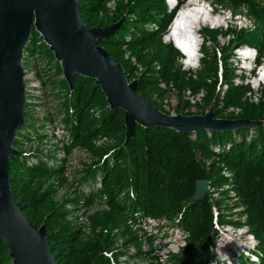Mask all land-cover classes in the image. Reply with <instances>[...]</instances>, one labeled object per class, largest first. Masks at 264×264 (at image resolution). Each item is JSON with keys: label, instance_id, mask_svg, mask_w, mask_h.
Returning a JSON list of instances; mask_svg holds the SVG:
<instances>
[{"label": "trees", "instance_id": "trees-1", "mask_svg": "<svg viewBox=\"0 0 264 264\" xmlns=\"http://www.w3.org/2000/svg\"><path fill=\"white\" fill-rule=\"evenodd\" d=\"M77 1L81 18L88 27L105 26L123 17L115 33L98 44L121 63L128 79L137 78V91L151 104L155 105L154 93L158 96L164 93L158 86L157 79L161 77L175 85L178 111L189 104L184 99L185 89L196 92L204 88L203 104L209 106L214 101L215 117L219 116L217 105L222 101L226 107L235 105L241 110L227 118L263 123L254 128L190 133L136 124L133 135L124 145V111L109 107L94 79L78 74L71 90L64 79L56 81L45 74L42 77V70L38 68L42 84L52 87L50 95L62 99L57 116L63 124V133L68 136L67 141L60 140L64 150L68 153L79 145L90 149L94 157L72 182H76L74 196L56 199L54 195L67 181L64 160L57 155L59 147L54 146L53 152L44 151L40 146L22 148L35 135L27 112L24 125L13 141L20 153L9 164L12 199L21 204V211L30 223L45 225L56 264H118V256L129 243L135 244L137 256L143 255L141 242L127 221L145 215L164 216L189 233L185 246L170 257V264L215 263V241L225 234V227L229 225L246 226L257 242L248 256L238 254L236 264H264V96H258L257 102L242 100L250 89L249 84L233 81L235 74L228 61L234 48L242 44L253 46L259 56L264 55V0H218L233 8L245 4L256 27L233 30L234 37L227 47L215 46L212 52L203 48L197 78L181 68L176 61L178 50L163 41L175 13V9L168 10L164 0H118L112 9L107 7V0ZM202 31L206 34L209 30L202 28ZM209 34L214 40L215 30ZM42 45H46L43 38L33 28L23 62L27 51L33 52ZM131 57L144 64L141 70L132 63ZM157 63L159 69L155 68ZM57 70L62 73L60 64ZM48 121H54L52 116ZM38 133L36 141L46 138L40 130ZM99 136H106L111 142L95 146L93 140ZM198 179H207L209 192L195 202L192 195ZM95 180L101 188L86 194L80 191L81 184ZM92 185L99 186L96 182ZM103 194L107 196L109 209L101 211L97 220L92 218L94 230L85 234L68 219L72 210L67 208V203L77 205L79 200H84L89 205ZM231 197L237 201L235 206L242 208L237 212L241 218L235 220L228 218L229 205L224 204ZM114 229H118V234ZM118 235L124 238L121 246H115ZM147 239L152 242V237ZM253 254L256 260L250 258ZM0 264H12L1 236Z\"/></svg>", "mask_w": 264, "mask_h": 264}, {"label": "water", "instance_id": "water-1", "mask_svg": "<svg viewBox=\"0 0 264 264\" xmlns=\"http://www.w3.org/2000/svg\"><path fill=\"white\" fill-rule=\"evenodd\" d=\"M123 21L104 27H88L77 0H0V236L5 240L12 264H56L48 244L45 225L30 223L21 204L12 199L10 160L20 152L13 141L25 122V85L22 60L32 29L43 38L72 90L76 75L94 79L110 108L124 111V145L135 125L172 128L190 133L199 130L229 131L254 128L261 120L217 118L214 103L204 114L170 115L137 91V80L107 49L98 44L110 37ZM209 190L207 179H198L192 200H202Z\"/></svg>", "mask_w": 264, "mask_h": 264}, {"label": "rangeland", "instance_id": "rangeland-1", "mask_svg": "<svg viewBox=\"0 0 264 264\" xmlns=\"http://www.w3.org/2000/svg\"><path fill=\"white\" fill-rule=\"evenodd\" d=\"M117 1L118 0H107V7L110 9L114 8ZM164 1L168 10L176 9L173 19L169 21L166 32L163 35V41L166 43L169 42L173 46L174 44L171 41L172 38H170L169 35L174 30L173 27L177 25L175 24V22L180 14L179 12H187V10L190 11L192 8V11L194 13L195 11H197L199 12V15L207 17L206 20L201 21L200 25L199 34L202 39V43L199 48L200 52L198 53V61L195 62L194 59L192 62H190L193 63L192 65H194V67L189 70L188 65H184L182 63V61L188 63V59H184V54L182 52L178 51L179 54L176 55L177 63L180 64L181 68L187 71L188 75H190L192 78H197V71L201 67L199 62L200 59L204 56L203 48L207 52H212L215 46L217 48L227 47L229 46L230 40L234 37V33L232 32L233 30H253L256 27L255 19L252 13L248 11V8L245 4H241L236 8H233L228 4L220 2L218 0ZM218 15L222 16L223 21L215 18V16ZM172 23L174 26L172 25ZM196 26L198 28L199 24ZM202 28H206V30L209 31L215 30V39L213 40L210 38L209 31L208 33L204 34ZM46 47V45H42L40 48L37 47L33 52L27 51L25 54V61L23 62L22 60V70L24 73L23 80L26 93V102L24 108L25 116L27 112L29 114L28 122L30 124V128L32 130V133L35 134L30 136L28 142L22 145V148L25 149V147L30 146H40L44 149V151L47 150L53 152L54 146L59 147L57 155L64 160V175L67 178V181L59 188L58 192H56V194L54 195V197L58 199L62 196H74L73 191L75 189L76 182H72L77 178L80 172L94 160V157L90 149L79 145L72 147L67 153L63 148V143L60 142V140L63 139L67 141L68 138V136H65V133H63V124L59 121L57 116V111L61 106L62 99L54 95H50L52 87L49 84H42V81L38 76L37 69L39 68L42 70V77H45V75H50V77L56 81H60L64 79V77L63 74L59 73L57 70L59 62L55 59V57H53V54L49 52L50 50H47L48 47ZM247 47L250 48L249 51H246V54L249 53V56L242 55V50L246 49ZM256 52L257 48L248 44H242L236 47V50L234 48L232 55L228 57V61L234 70L235 76L233 78V81L236 83L238 82L237 80L240 79V81L248 83L250 88L248 91H251L256 95L263 93V95H259V97H263L264 72L260 76L261 81L258 79L260 83L259 88L257 89V68L260 64L264 65V55L259 56L258 52ZM126 54H129V51H126ZM39 55H42L43 57L40 58ZM131 61L133 64L135 63L137 65L138 70H141L143 68L144 64L138 62L135 57H131ZM256 64H258V66ZM155 68L159 69L158 63L155 64ZM138 70L136 74L138 73ZM134 79L137 78L128 79V81L131 82V80ZM157 80L159 88L164 90V93L162 96H158L156 95V93H154L152 95V99L155 103L154 106H156L166 114H204L209 109L211 103H214V101H212L209 106L203 104V98L205 96L204 88H201L196 92H193L191 89L187 88L184 91V99L189 101L188 107L178 111L176 109L178 93L173 82L166 81L161 77H158ZM223 88L225 89V86H223ZM255 90H257V92H255ZM191 96L197 98L195 103L190 100ZM242 100L249 102L250 98L249 96H247V94H245L244 97L242 96ZM237 107L238 106L235 105L226 107L224 106V103L220 101L217 105V108H219L220 110L219 116L217 118L232 119L227 118L226 116L232 113L236 114L234 110ZM201 108L204 109L202 110ZM240 111L241 110L238 107L237 112L239 113ZM50 116H52L54 120L53 122L48 121ZM44 118H47V121H45ZM39 130L40 132H42V134H46V138L36 141L35 136H38ZM93 142L95 146H102L105 143L111 142V139H108L106 136H99L98 138L94 139ZM67 143H69V140ZM93 182H96L97 184H99V186L92 185ZM93 182L89 181L87 183L81 184L79 186L80 191L86 194L87 191L90 193L101 188L100 182L98 180H95ZM214 197H218V194L214 193ZM233 198L234 197H231V199L227 198L224 201V204L229 205L228 218H232V220H235L241 218L237 212L242 208L239 205L235 206L237 201ZM106 199L107 196L103 194L102 196H96L95 200L89 205H86L84 200H79V203L77 205H74L73 203H67V208L72 210V213L68 216V219L72 220V222L76 226H80L85 234H91L94 230V227L92 225V218H94V220H97L98 216L102 214L101 211L109 209L106 203ZM92 214L93 216L90 218V215ZM127 224H129L130 229L137 234V239L141 242V250L142 252H144V254L141 256H137L135 244L129 243L125 247V252L118 256V264H147L149 261H154L157 264H170V257L180 252V250L185 246L186 239L189 235L186 230L178 225L171 223V221H169L164 216L154 217L145 215L141 218L136 219L135 221H133V219H129L127 221ZM114 232L118 234L119 231L118 229H114ZM150 237H152L151 243L147 239ZM123 243L124 238L118 235L116 238L115 246H121ZM256 243V239L246 226H226L225 234H222L215 241L213 251L215 254H217V261L215 263L211 261L209 264H236L238 254H244L248 256L249 250L254 249ZM235 256L236 260H234ZM250 258L256 260V255L253 254ZM218 261L220 263H218Z\"/></svg>", "mask_w": 264, "mask_h": 264}, {"label": "bare ground", "instance_id": "bare-ground-1", "mask_svg": "<svg viewBox=\"0 0 264 264\" xmlns=\"http://www.w3.org/2000/svg\"><path fill=\"white\" fill-rule=\"evenodd\" d=\"M192 10L193 9L191 8L190 11L187 10V12L186 11L179 12L180 14L175 22V24L177 25L173 27L174 30L169 35L170 38L173 39L172 41H174L176 45L180 47L181 50L184 51L188 55L189 62H192L195 59V53H196V50L198 49L197 40L195 37V33L197 31L195 20L198 19L197 21L200 23L201 21H204L207 19V17L205 16L203 17L202 15H199V12L195 11L194 13ZM185 41L191 42L192 46L190 48L184 47Z\"/></svg>", "mask_w": 264, "mask_h": 264}, {"label": "built area", "instance_id": "built-area-1", "mask_svg": "<svg viewBox=\"0 0 264 264\" xmlns=\"http://www.w3.org/2000/svg\"><path fill=\"white\" fill-rule=\"evenodd\" d=\"M248 96H249L250 100H252L253 102H257L258 101V95H256V94L249 95V93H248ZM190 100L193 103H195V101L197 100V98H194L193 96H191L190 97ZM231 109H232V107H231ZM237 110H238V108H236L234 111L237 113Z\"/></svg>", "mask_w": 264, "mask_h": 264}]
</instances>
